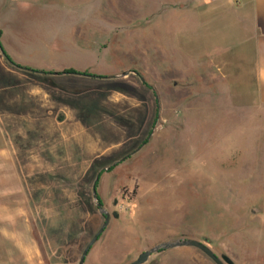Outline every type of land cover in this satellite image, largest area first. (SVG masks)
<instances>
[{"label": "rangeland", "instance_id": "rangeland-1", "mask_svg": "<svg viewBox=\"0 0 264 264\" xmlns=\"http://www.w3.org/2000/svg\"><path fill=\"white\" fill-rule=\"evenodd\" d=\"M228 1L0 0L4 51L45 72L0 52V264H78L104 222L97 177L111 219L85 264L182 238L264 264V109L203 57L242 51ZM144 264L215 263L180 247Z\"/></svg>", "mask_w": 264, "mask_h": 264}, {"label": "crops", "instance_id": "crops-1", "mask_svg": "<svg viewBox=\"0 0 264 264\" xmlns=\"http://www.w3.org/2000/svg\"><path fill=\"white\" fill-rule=\"evenodd\" d=\"M229 0L231 7L227 12H234L242 29L246 31V40L238 55L231 53V48H214L203 57L210 59L227 81V92L241 91L247 94L249 108L264 109V0ZM229 9V10H228ZM203 57L199 59L202 60ZM237 70L239 71L237 73ZM241 80L242 89L236 84L234 90L229 86Z\"/></svg>", "mask_w": 264, "mask_h": 264}, {"label": "water", "instance_id": "water-1", "mask_svg": "<svg viewBox=\"0 0 264 264\" xmlns=\"http://www.w3.org/2000/svg\"><path fill=\"white\" fill-rule=\"evenodd\" d=\"M0 52L3 55V57L12 65H14L15 67L21 68L23 70H29V71H35L32 68H27L24 66H20L15 64L9 57H7L6 52L4 51L1 43H0ZM39 74H44L45 72L43 70H38L35 71ZM131 73V71H127L124 73H121L120 75H113V76H108L107 78H119V77H125L127 75H129ZM135 74H137L136 72H134ZM55 75H58L59 73H54ZM76 75H85V76H93V77H98L96 75H87V74H83V73H74ZM140 79L144 82V78L140 77ZM156 99L157 101H159V96L156 95ZM136 151L132 152L130 155L135 154ZM126 157H124L122 160H124ZM117 165V162L113 164V166ZM111 169V167H106L104 170L107 171ZM99 177L96 178L95 183L93 185V198H94V202H95V206L97 207V209L104 215V222L101 225V227L99 228V230L95 233V235L93 236V238L90 240V242L86 245V247L84 248L79 262L78 264H85L86 261V257L88 255V253L90 252L91 248L94 246V244L99 240V237L103 234V232L106 230V228L108 227L109 223H110V219H111V215L109 213V211H107L103 204L101 203L99 196H98V191H97V187L96 184L98 182ZM180 247H191V248H196L198 250H200L202 253H204L209 259H211L215 264H234L233 260L223 254L221 256L217 255L205 242L197 240V239H191V238H182V239H175L173 241H166V242H161L157 245H155L154 247H152L151 249H148L144 252H141L137 258L128 263V264H144L148 261V259L151 257V255H153L154 253H158L164 250H168V249H174V248H180Z\"/></svg>", "mask_w": 264, "mask_h": 264}, {"label": "trees", "instance_id": "trees-1", "mask_svg": "<svg viewBox=\"0 0 264 264\" xmlns=\"http://www.w3.org/2000/svg\"><path fill=\"white\" fill-rule=\"evenodd\" d=\"M7 57H9L8 55H7ZM10 58V57H9ZM69 72H72V73H75V71H69ZM96 187H97V184H96ZM102 203V202H101Z\"/></svg>", "mask_w": 264, "mask_h": 264}]
</instances>
